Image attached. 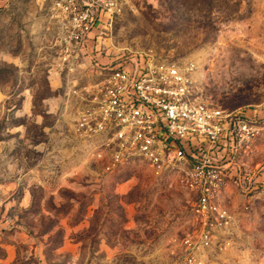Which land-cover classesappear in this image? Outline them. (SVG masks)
Here are the masks:
<instances>
[{
	"label": "rangeland",
	"instance_id": "rangeland-1",
	"mask_svg": "<svg viewBox=\"0 0 264 264\" xmlns=\"http://www.w3.org/2000/svg\"><path fill=\"white\" fill-rule=\"evenodd\" d=\"M53 2L0 0V264H184V241L200 230L194 195L138 157L92 159L57 70ZM93 34L97 62L193 65L206 104L264 110V0H129ZM242 161L256 182L220 192L229 219L198 264H264V137Z\"/></svg>",
	"mask_w": 264,
	"mask_h": 264
},
{
	"label": "built area",
	"instance_id": "built-area-1",
	"mask_svg": "<svg viewBox=\"0 0 264 264\" xmlns=\"http://www.w3.org/2000/svg\"><path fill=\"white\" fill-rule=\"evenodd\" d=\"M128 2L54 0L57 70L68 85L74 131L92 159L124 166L138 157L194 195L191 210L200 230L184 241V264H198L229 219L217 202L220 192L228 186L246 191L256 182L242 159L264 137V110L230 112L206 104L194 94L193 65L136 54L97 62L94 30L110 26ZM90 69L100 79L81 84L79 76Z\"/></svg>",
	"mask_w": 264,
	"mask_h": 264
}]
</instances>
